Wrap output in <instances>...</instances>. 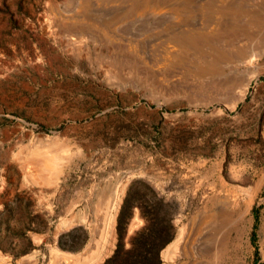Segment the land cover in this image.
<instances>
[{"label":"rangeland","instance_id":"rangeland-1","mask_svg":"<svg viewBox=\"0 0 264 264\" xmlns=\"http://www.w3.org/2000/svg\"><path fill=\"white\" fill-rule=\"evenodd\" d=\"M129 180L123 246L264 264V0H0V264L99 263Z\"/></svg>","mask_w":264,"mask_h":264},{"label":"trees","instance_id":"trees-1","mask_svg":"<svg viewBox=\"0 0 264 264\" xmlns=\"http://www.w3.org/2000/svg\"><path fill=\"white\" fill-rule=\"evenodd\" d=\"M133 180H129L124 189L121 201L119 203L117 212L115 214V242L111 252L97 264H157V250L165 242L168 230H151L148 227L149 224L154 226H163V222L168 220L167 216H159L158 218L147 217L145 214L142 216L145 222L139 227L132 230L126 237V246H123L122 236L124 232V225L126 217L131 214L132 201L126 204L128 187ZM126 204L127 211L122 215L121 211ZM138 214L142 213L138 210ZM148 219H151L148 221ZM161 224L159 225V223ZM166 225V224H165ZM157 235H161L160 239L157 240ZM152 237H154L152 242ZM149 243H153V246L148 247Z\"/></svg>","mask_w":264,"mask_h":264},{"label":"crops","instance_id":"crops-1","mask_svg":"<svg viewBox=\"0 0 264 264\" xmlns=\"http://www.w3.org/2000/svg\"><path fill=\"white\" fill-rule=\"evenodd\" d=\"M136 228H137V227H136ZM136 228H135V229H136ZM133 230H134V229H133Z\"/></svg>","mask_w":264,"mask_h":264}]
</instances>
